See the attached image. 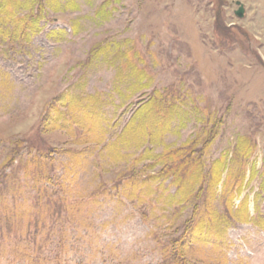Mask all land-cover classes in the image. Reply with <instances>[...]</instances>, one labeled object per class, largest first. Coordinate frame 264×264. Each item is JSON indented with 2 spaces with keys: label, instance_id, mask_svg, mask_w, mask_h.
Segmentation results:
<instances>
[{
  "label": "rangeland",
  "instance_id": "1",
  "mask_svg": "<svg viewBox=\"0 0 264 264\" xmlns=\"http://www.w3.org/2000/svg\"><path fill=\"white\" fill-rule=\"evenodd\" d=\"M34 8L29 42L0 40V264H160L194 216L224 212L188 263L264 264V0ZM93 95L99 143L78 146L83 129L59 121ZM186 153L179 202L157 175Z\"/></svg>",
  "mask_w": 264,
  "mask_h": 264
},
{
  "label": "trees",
  "instance_id": "2",
  "mask_svg": "<svg viewBox=\"0 0 264 264\" xmlns=\"http://www.w3.org/2000/svg\"><path fill=\"white\" fill-rule=\"evenodd\" d=\"M36 3H38V0H0V40H2L3 43L7 42L14 48H20L21 45L29 42L30 39L40 31L39 24L43 19L40 14L36 12V8H34V4ZM22 9H28V12L24 16L17 15V11H21ZM9 37L13 38L14 42H12L11 39L7 40ZM69 97L70 94L62 93L57 97V100L62 105H67L68 102L71 103L74 109L81 107L83 102L80 97L68 100ZM160 106V103H156L155 105L151 106V118L152 115L155 116V113L152 114L154 109L159 110ZM85 107L86 109L82 116L83 119L76 120L73 117V113H71V118H69L67 115V117H65L62 114L59 121V125H67L68 128H73V126L79 125L83 129L82 136H79L75 140V144L78 146H87L91 144L95 145L99 143V141L96 140V130L98 127H100L102 118L98 95L91 96L89 103ZM156 116L159 117L158 113H156ZM164 119L162 120L163 125H165V123L168 121L167 118L165 120ZM149 120L151 122V119ZM49 123H51L53 127H57L55 124L56 118ZM143 124L144 122H140L139 124L141 131H144ZM188 157L189 156L187 153L181 155L178 163L163 167L157 175V177L163 176L164 178L170 176V185L175 186L177 194L176 197H179V202L183 201L186 196L182 190L184 187V179L182 175L183 172L181 171L189 166L192 167L191 163H189ZM195 165L196 164L194 162V167ZM199 178L203 179L201 176H199ZM201 189H203V187H200L196 193H201ZM208 202L209 200L205 201L204 207L209 205ZM230 202L231 201H229V203ZM207 211L208 210H204V213ZM226 211H228V209H226ZM209 216L210 217L204 219H202L201 216L196 219L194 216V224L188 226L189 230H187L188 227H186L185 231H183V234L180 237L167 242L168 244L162 245L160 264H189L185 252H187L188 247L192 248L191 246L193 243H211L212 245L219 243L218 241L220 240V235L217 233L219 232L218 229L216 230L217 234L211 232L213 228L215 229L218 226L220 221H224L226 218L228 219V214L227 212L219 214L209 213ZM212 222L216 224V227L210 228Z\"/></svg>",
  "mask_w": 264,
  "mask_h": 264
},
{
  "label": "water",
  "instance_id": "3",
  "mask_svg": "<svg viewBox=\"0 0 264 264\" xmlns=\"http://www.w3.org/2000/svg\"><path fill=\"white\" fill-rule=\"evenodd\" d=\"M243 14V9L240 7L239 10L236 12L237 16H242Z\"/></svg>",
  "mask_w": 264,
  "mask_h": 264
}]
</instances>
